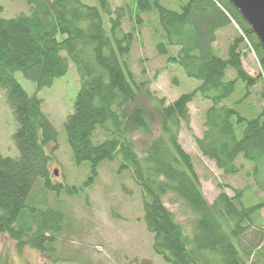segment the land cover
I'll return each mask as SVG.
<instances>
[{
	"label": "trees",
	"instance_id": "1",
	"mask_svg": "<svg viewBox=\"0 0 264 264\" xmlns=\"http://www.w3.org/2000/svg\"><path fill=\"white\" fill-rule=\"evenodd\" d=\"M24 1L28 14L0 18V88L7 92L6 102L16 121L12 140L19 154L17 159L0 154V234L12 240L18 252L30 248L47 260L53 255L65 214L41 195L78 191L51 182L49 166L57 149L56 133L41 113L40 103L26 96L14 76L21 73L37 89L51 87L67 73L70 62L80 80L72 114L64 124L73 160L89 162L93 177L104 161L118 162L117 173H130L141 191L143 222L153 235L154 253L165 264H264V229L257 222L264 199L246 206L243 192L235 190L233 197L221 195L212 207L206 205L190 159L177 141L181 127L189 130L187 104L195 95H182L164 107L145 84L135 83L121 63L129 55L134 36L133 32L121 33L124 12L112 11L107 0H97L98 7L80 0ZM177 8H165L160 0H134L135 23L139 25L141 14L156 13L165 40L157 43V53L197 81V93L211 103L205 114L204 139L195 141L200 154L231 176L241 169L235 165L241 156L264 193V111L248 119L220 105L238 82L248 89L260 78L248 76L242 68L245 42L241 37L231 42L225 59L215 55L212 44L215 32L234 22L263 73L264 50L227 0H179ZM103 16L108 18L109 34ZM170 47L179 48L176 57L168 56ZM228 70L235 80H225ZM142 94L155 104L149 116L140 105ZM261 97L264 100V91ZM155 130L158 137L151 140ZM97 131L104 138L94 143ZM137 136L147 139L141 154L136 149ZM170 192L198 216L192 237L185 236L163 203ZM255 229L260 235L246 239ZM0 264L11 263L0 259Z\"/></svg>",
	"mask_w": 264,
	"mask_h": 264
},
{
	"label": "rangeland",
	"instance_id": "2",
	"mask_svg": "<svg viewBox=\"0 0 264 264\" xmlns=\"http://www.w3.org/2000/svg\"><path fill=\"white\" fill-rule=\"evenodd\" d=\"M90 7H98L97 0H80ZM179 0H160L165 8L177 10ZM3 6L1 18L11 19L20 14H28L24 0H0ZM111 10L121 9L125 17L121 19V33L133 32L129 55L122 59L127 71L139 86L143 83L155 100H161L164 107L174 103L180 96L194 94L193 101L187 104L189 112V130L181 127L178 144L181 151L188 155L193 172L196 174L202 199L212 207L221 195L233 197L234 191L241 190L242 202L249 206L264 199V193L257 188L251 177L252 167L237 158L235 165L241 168L236 175H224L215 164L204 158L196 148V140L204 139L205 114L211 103L197 93L198 82L186 77L182 69L167 62V56L157 53V43L165 42L155 12L139 15L140 23H135L136 9L134 0H107ZM182 2V1H181ZM131 18V19H130ZM103 27L108 33V18L103 16ZM241 37L245 48L241 46L242 68L252 78L259 76L256 85L246 88L241 82L236 84L233 94L221 102V106L234 108L244 118L253 119L264 111V73L256 58L248 53L250 45L240 28L231 25L215 32L212 49L221 59L227 57L231 42ZM168 56L176 57L179 48H168ZM232 70L227 71L225 80H235ZM15 80L29 95L40 100V111L50 122L56 133V151L52 154L49 171L52 183L74 187L77 194L60 196L44 192L43 201L65 214L61 230L57 234L55 250L50 260L30 248L18 252L15 243L0 234V259H7L11 264H165L153 251V235L143 222L141 191L133 182L128 171L117 173L118 162L104 161L98 165L93 177L89 162L76 164L66 140L64 124L72 114L73 105L80 88V80L75 67L68 63L67 73L54 80L51 87L36 91V85L27 81L19 73ZM141 87V86H140ZM140 105L150 115L154 102L141 95ZM153 124V123H152ZM154 126V124H153ZM17 130L13 113L8 106L5 94L0 90V154L3 157L17 159L12 136ZM158 137V132L151 131V140ZM103 136L96 132L94 141H102ZM147 139L136 137V149L139 154L145 149ZM95 143V142H94ZM52 145L49 146V148ZM48 148V149H49ZM56 173V175H55ZM91 178V179H90ZM37 183H41L38 180ZM218 185L220 187H218ZM37 190L40 187L35 188ZM37 191L34 192L37 199ZM33 194V196H34ZM63 194V195H62ZM165 207L174 215L182 227L185 236L192 237L198 216L167 193L163 198ZM35 207L40 206L34 204ZM257 222L264 229V209L258 214ZM260 235L257 230L248 232L246 239ZM249 264V263H248Z\"/></svg>",
	"mask_w": 264,
	"mask_h": 264
},
{
	"label": "water",
	"instance_id": "3",
	"mask_svg": "<svg viewBox=\"0 0 264 264\" xmlns=\"http://www.w3.org/2000/svg\"><path fill=\"white\" fill-rule=\"evenodd\" d=\"M240 14L264 50V0H227Z\"/></svg>",
	"mask_w": 264,
	"mask_h": 264
},
{
	"label": "bare ground",
	"instance_id": "4",
	"mask_svg": "<svg viewBox=\"0 0 264 264\" xmlns=\"http://www.w3.org/2000/svg\"><path fill=\"white\" fill-rule=\"evenodd\" d=\"M11 1H16V0H11ZM1 3V2H0ZM1 6H2V4H1ZM2 12H3V6H2ZM2 14V13H1ZM1 14H0V16H1ZM19 16V15H18ZM17 17V16H16ZM16 17H14V18H16ZM1 18V17H0ZM1 19H3V18H1ZM11 19H13V18H11ZM4 20H10V19H4ZM17 74V73H16ZM19 74H21V73H19ZM22 75V74H21ZM23 76V75H22ZM23 78L24 79H26L24 76H23ZM14 79H15V76H14ZM27 81H30V82H33V81H31V80H28V79H26ZM16 81V80H15ZM17 82V81H16ZM35 85H36V91H40L41 89H37V84L35 83V82H33ZM46 88V87H45ZM0 90L1 91H3L4 92V94H5V99H6V95H7V92H6V90L5 89H3V88H0ZM24 91V90H23ZM24 93L26 94V96L29 98V99H34L36 102H39L40 103V100H38L37 99V97L35 96V95H33V96H29L25 91H24ZM41 104V103H40ZM52 159H53V157H52ZM55 175H56V173H55ZM61 194V193H60ZM60 194L58 195V196H60ZM63 195V194H62ZM63 196H68V195H63Z\"/></svg>",
	"mask_w": 264,
	"mask_h": 264
},
{
	"label": "built area",
	"instance_id": "5",
	"mask_svg": "<svg viewBox=\"0 0 264 264\" xmlns=\"http://www.w3.org/2000/svg\"><path fill=\"white\" fill-rule=\"evenodd\" d=\"M249 50H250V54L252 53V55L254 56V53H253L251 47L249 48ZM254 57H255V56H254ZM255 60H256V59H255ZM257 64H258V63H257Z\"/></svg>",
	"mask_w": 264,
	"mask_h": 264
}]
</instances>
